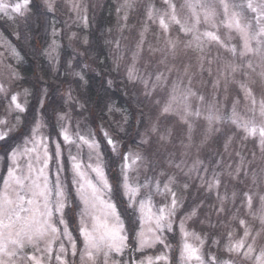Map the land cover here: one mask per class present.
Instances as JSON below:
<instances>
[{"label": "snow or ice", "instance_id": "6c2138e0", "mask_svg": "<svg viewBox=\"0 0 264 264\" xmlns=\"http://www.w3.org/2000/svg\"><path fill=\"white\" fill-rule=\"evenodd\" d=\"M65 8L88 27L87 6L77 0H43L38 13L34 0H0V17L27 24L38 15L46 26L51 22L52 40L45 53L58 65L54 53L63 37L55 20ZM133 10L142 19L134 63L124 80L95 74L101 84L96 104L101 113L122 112L113 93L121 84L133 85L139 115H145L147 104L153 105L155 118L151 123L140 120L143 136L131 142L147 155L132 151L101 126L105 153L95 131L84 134L78 123L72 124L68 115L72 109L56 110L62 123L44 118L46 88L39 110L31 111V91L23 85L13 87V81L23 79L18 73L13 72L8 82L0 81V264H131L124 260L129 248L141 253L136 264H172L167 251L172 248L170 235L179 236V264H264V0H123L116 7L124 22L121 29L127 27ZM221 26L227 29V40L219 34ZM150 29L155 43L148 45L141 75L135 61L142 57ZM233 35L238 42H227ZM76 38L74 31L67 35L69 42ZM6 43L21 59L11 42ZM83 43H88L86 37ZM114 43L119 48V40ZM77 67L80 70L68 61L72 74L87 84L88 65ZM198 84L211 89V99ZM229 86L238 89V98L226 114L217 93ZM141 95L143 101L138 99ZM240 99L246 102L243 114L236 107ZM87 104L86 99L74 100L71 87L62 98V105L84 109ZM121 119L126 121L127 116ZM225 124L232 127L217 140L223 142V152L205 161L201 149ZM233 137L250 139L259 156L257 151L228 153ZM51 143L55 147L50 152ZM170 146L178 154L168 151ZM161 150L168 152L166 166L153 165L155 174L141 180L150 157ZM117 158L119 171L111 180L109 159ZM189 189L199 192L200 199L185 208L183 193ZM207 206L218 218L226 214L235 221L241 235L233 239L229 231L225 243L214 239L205 250L206 240L187 221ZM124 213L137 217L136 228L125 225ZM70 215L77 221L75 235ZM248 217L258 226L253 227ZM158 245L159 252L149 251Z\"/></svg>", "mask_w": 264, "mask_h": 264}, {"label": "rangeland", "instance_id": "374dc122", "mask_svg": "<svg viewBox=\"0 0 264 264\" xmlns=\"http://www.w3.org/2000/svg\"><path fill=\"white\" fill-rule=\"evenodd\" d=\"M7 2V0H6ZM58 2H62V0H58ZM77 2L81 3L82 5L87 6V15L89 17L88 19V27L85 28L81 21L76 20L74 18L75 14L68 12L67 8H65L63 11L57 12L56 17H62L61 19V25L55 27L60 30L61 37H63V40L61 42V46L56 50L54 55L59 60L58 65L53 64V60L46 55L45 50L49 47L51 44V27L49 26L47 30V39L44 44L36 43L37 49L39 51H42V57L45 64L44 68L48 70L51 74L56 75L60 70L63 71V73L68 74L70 77V80L72 81L70 84H67L62 88V95L64 96L65 93L68 91L69 87L72 89V95L75 101L83 102L86 98L85 93L81 94L78 93L76 88V80L78 81V78L75 77L72 74L71 69H68V61H71L72 68L76 70H80L79 67H77L79 64V58L80 56H85L86 58V49L89 46L90 39L88 30L91 26V24H97V20L102 19L103 16L106 19L107 22V29H104V44L106 45V49L108 51L109 55V61L112 67V71L117 73L121 80L125 79L126 75V69L131 67L134 63L133 61V54L136 52V44L139 41L140 38V31L142 30V19L138 16V13L133 10L129 14V18L127 21V27L121 29V25L124 23L121 19L118 18V14L116 12V7L123 3V0H77ZM138 2H144V0H138ZM34 3H38V5L43 9V0H34ZM67 12V15L65 13ZM1 21H3L6 25L9 26V29L11 30V33L14 37L12 39L11 37H8V35L5 33V31L0 27V53H2V56H0V81L8 82L11 79V74L13 72H16L19 74L20 77L23 79L13 81V87L15 88L16 85H23V87L28 88L32 95L28 97L29 100V109L31 111H37L38 109V100L41 96L42 91L46 88L47 89V97L44 102V109L42 110L44 113V118L49 122H60L62 121L58 120V115H54L56 110L58 109L56 107L55 101L53 102L51 100V97L53 96L46 84L45 78L41 74V72H37L38 76L35 77V79H39L40 82L36 85L32 80V78H28L30 83V86L27 82H25V79L27 78L24 73H22L18 66L21 64V60L23 58L19 47L17 46L16 42L21 40V33L20 30L24 27H28L30 23H24L23 21H16L15 23L12 21L7 20L6 18L0 17ZM76 32L77 38L71 42L67 39V35L70 32ZM17 34L19 35V38H17ZM219 34L221 35L222 39L227 40V29L221 28L219 29ZM87 38L88 43L84 44L83 39ZM24 39V38H23ZM58 39H60L58 37ZM32 40V39H31ZM30 39L27 40V42L31 41ZM119 40V48L116 47L114 41ZM7 41L11 42V45L16 48V50L19 52L21 59H17L15 56L11 54V48L6 43ZM229 43H237V37L233 35V38L231 41H227ZM155 43V39L152 35V30L150 29L149 32L146 34L145 43H144V52L142 53V57L138 58L135 61V67L137 69H140V74L144 75V68L146 67L145 61L148 58L147 48L149 44ZM67 51L69 53L68 58H63L64 51ZM82 59V58H80ZM86 65L90 64L91 61L87 60L85 61ZM85 65V63L83 64ZM81 65L80 67H83ZM94 65V64H93ZM61 67H64L62 69ZM147 67L151 68V65H147ZM58 68V70H57ZM86 78V76H85ZM239 78V77H237ZM207 83V79H205V84ZM81 84V83H80ZM87 84H81L80 90L85 91ZM124 86V85H123ZM197 88L200 89V91L204 92L206 95V99H211L210 96H208V93L211 91L209 87H203L201 85H197ZM253 87L256 89L257 92V98L260 97V86L258 84L253 85ZM125 93L129 96V94L126 92H131L133 97L135 95L136 89L133 87V85L129 84L127 86H124ZM242 93H239V96H242ZM131 98V95H130ZM238 98V89L229 86L228 90L225 92L221 90L217 93V100L219 107L221 108V111L230 114L231 108L234 104V102ZM139 101H143L145 98L141 95L139 96ZM87 100V99H86ZM196 103V102H194ZM245 101L243 99L239 100V103L236 104L237 110L241 112V114L245 111ZM65 109H72L68 112L69 117L71 118V122L73 125H76L77 123L80 125V131L84 134H87L90 131H95L97 139H100L102 141V148L104 149L105 153L108 152V149L105 147L103 143V137L101 135V126H103L104 129H106L114 139H118L116 136V132L122 133L126 129L127 122L129 121V118L127 117V120L121 119L120 115H125L122 112H116V114L108 113L105 111L106 116L108 118L107 121L101 118H97V120H92V114H95V109H91L86 105L84 109H80L78 106L73 107L72 105H62ZM85 111V112H84ZM144 116L141 118H138L137 120V126L135 128V131H137L136 140L139 142L140 138L143 136L144 128L139 126L140 120H145L146 123H151V121L155 118L153 116V105L151 103L147 104L144 107ZM52 118L50 120V118ZM110 122V123H109ZM203 121H199L198 124H202ZM231 127L228 124L222 125L221 130L219 132H216L212 134L209 142L207 145H205L201 149V157L207 161L208 159H214L216 158L217 154L220 152H223V142L217 143L218 138L224 134V133H230ZM200 129L197 128L196 138L199 139ZM57 137L53 135L52 140L55 141ZM121 144H123L121 142ZM55 145L54 143L49 144V151H53ZM129 148H131L132 151L140 152L142 155H147L145 153L143 147H136V145H128ZM235 149L236 151L242 152L243 154L247 155L251 151H257V156H259L258 148L253 145L251 140H241L239 138L233 137L232 142L229 144L228 153H231L232 150ZM168 151H177L169 147ZM228 153H225V159H227ZM107 158V157H106ZM168 159V152L161 150L160 152L156 153L154 157H150V163L148 166V170L141 172V180H143L144 176H152L155 173L153 172V165L156 169H160L166 166ZM115 161L117 163V166H113L112 161ZM118 158L117 159H109V172H110V179L115 180L117 172L119 171L118 168ZM53 174L55 173V165L53 164L51 166ZM170 170V169H169ZM3 173L0 172V175ZM161 180H163V177H160ZM183 195L185 196V208H188L192 205H195L199 199H200V193L199 192H193L192 189H189L187 192H184ZM159 199V198H158ZM121 208H123V205H120ZM185 209H181V213ZM179 215V213H178ZM124 217H129L130 219L125 220V225L130 226L133 228L137 227V217L135 215H131L130 213H124ZM248 222L253 225V227L258 226V221L252 220L250 217L247 218ZM209 221L211 223H209ZM219 221V222H218ZM69 223H70V230L75 235V230L77 227V221L75 217L69 216ZM187 225L190 229L196 231L201 237H203L206 240L205 243V250L209 248V246L212 244V241L214 239H219L220 243L223 244L226 242V233L231 231L233 232V239L238 238L241 235L242 229L237 227L236 222L231 220L230 217H228L226 214H221V217L218 218L215 215L214 208L212 206L207 207H201L198 211L197 217H194L192 220L187 221ZM178 232V229H177ZM135 237L130 235V240H134ZM169 240L172 243V248L167 250L170 258L172 260V264H179V248L177 245V241L179 240L178 235H170ZM259 243V241H258ZM162 249V246H157L154 250L149 251H155L159 252ZM213 251H215V248H213Z\"/></svg>", "mask_w": 264, "mask_h": 264}, {"label": "trees", "instance_id": "16d2710c", "mask_svg": "<svg viewBox=\"0 0 264 264\" xmlns=\"http://www.w3.org/2000/svg\"><path fill=\"white\" fill-rule=\"evenodd\" d=\"M34 10L36 13L42 10V8L38 5V3H34ZM61 19L62 17H56L55 25L59 26L61 25ZM51 27V22H49V25H45L43 20L38 16L34 15L32 23L28 27H23L20 30L22 39L17 41L16 44L19 47V50L23 56L21 64H19L18 68L19 70L26 75L25 82L28 83L30 86V83L28 78H32L33 82L37 85L40 80L35 77L38 76V71L41 72L44 80L46 83L42 81L43 84H46L48 86V89L50 93L53 95L51 97V100L56 103V107L60 108L62 106V88H64L65 85L70 84L72 81L70 80V77L68 74L63 73L62 70H60L56 75L51 74L45 66H43L44 61L42 57V51H39L37 49L36 43L44 44L48 35L47 30ZM0 27L5 31V33L8 35V37H11L14 39L11 30L9 29V26L6 25L3 21L0 19ZM48 27V28H47ZM104 29H107V22L105 17L103 16L102 19L99 18L97 20V24L94 23L91 24L88 34L90 43L88 48L86 49V58L85 56H80L79 58V66L86 64V60L91 61L90 64H88V67L84 69V72L86 73V80L88 81L86 85V90L82 91L80 90V82L76 80V88L79 94L85 93V98L88 101V107L91 109H95L96 113L92 114V120H97V118H101L103 116V119L105 121L108 120L106 113H101L99 110L98 105L96 104L97 99V92L100 89V79L95 75L96 73H105L110 78H113L115 80L116 77H119L117 73L112 71V67L109 61V55L108 51L106 49V45L104 44ZM24 38V39H23ZM31 40L27 42V40ZM15 40V39H14ZM69 53L65 50L63 54V58H68ZM94 64V65H93ZM64 69V67H61ZM70 82V83H69ZM119 83V81H117ZM123 84L118 87L113 95L117 98L119 104L123 105L122 113L127 115L129 118V121L127 122L126 129L124 132L119 133L116 136L123 144L127 145H135L131 143L133 140H136L137 131H135V128L137 126V120L138 118H141L139 115V109L137 107V104L133 102V95L131 92L126 91L129 96L123 95L125 93ZM131 95V98H130ZM83 97V96H82ZM144 110V109H143ZM85 112V111H84ZM116 114V113H115ZM122 116V115H120ZM50 118V117H49ZM52 118H50L51 120ZM110 123V122H109ZM113 163V166H117V163L113 160L111 164ZM130 219L129 217H126L125 220Z\"/></svg>", "mask_w": 264, "mask_h": 264}, {"label": "flooded vegetation", "instance_id": "af4514ba", "mask_svg": "<svg viewBox=\"0 0 264 264\" xmlns=\"http://www.w3.org/2000/svg\"><path fill=\"white\" fill-rule=\"evenodd\" d=\"M138 257H141V253L129 248L125 252L124 260L126 262L131 261V264H136V260Z\"/></svg>", "mask_w": 264, "mask_h": 264}]
</instances>
